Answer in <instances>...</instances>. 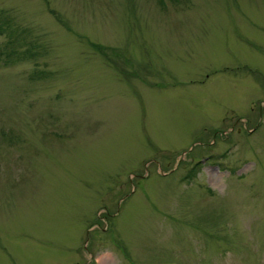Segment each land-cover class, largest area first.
Wrapping results in <instances>:
<instances>
[{
    "label": "rangeland",
    "instance_id": "374dc122",
    "mask_svg": "<svg viewBox=\"0 0 264 264\" xmlns=\"http://www.w3.org/2000/svg\"><path fill=\"white\" fill-rule=\"evenodd\" d=\"M0 11V264H264V0Z\"/></svg>",
    "mask_w": 264,
    "mask_h": 264
},
{
    "label": "trees",
    "instance_id": "16d2710c",
    "mask_svg": "<svg viewBox=\"0 0 264 264\" xmlns=\"http://www.w3.org/2000/svg\"><path fill=\"white\" fill-rule=\"evenodd\" d=\"M0 34L7 36L8 40L0 46V56L4 58L3 62L9 63L15 60H22L32 58L33 54L30 52L31 41L25 43V31L13 27L10 17L4 11H0ZM94 47L101 49V45H94ZM186 177V176H185Z\"/></svg>",
    "mask_w": 264,
    "mask_h": 264
},
{
    "label": "bare ground",
    "instance_id": "6f19581e",
    "mask_svg": "<svg viewBox=\"0 0 264 264\" xmlns=\"http://www.w3.org/2000/svg\"><path fill=\"white\" fill-rule=\"evenodd\" d=\"M109 255V254H108ZM109 257H110V255L109 256H107V255H103V256H101V258L99 259V262L101 263V264H108V262L110 261V259H109Z\"/></svg>",
    "mask_w": 264,
    "mask_h": 264
}]
</instances>
